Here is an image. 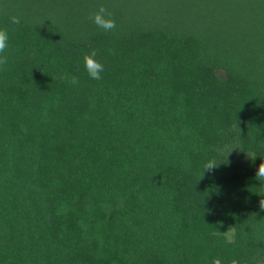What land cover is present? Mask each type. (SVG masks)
<instances>
[{"label":"trees","instance_id":"1","mask_svg":"<svg viewBox=\"0 0 264 264\" xmlns=\"http://www.w3.org/2000/svg\"><path fill=\"white\" fill-rule=\"evenodd\" d=\"M0 28V264H264V0H0Z\"/></svg>","mask_w":264,"mask_h":264},{"label":"clouds","instance_id":"2","mask_svg":"<svg viewBox=\"0 0 264 264\" xmlns=\"http://www.w3.org/2000/svg\"><path fill=\"white\" fill-rule=\"evenodd\" d=\"M89 19L91 22L97 26V28L103 30L104 32H110L116 28V22L112 17V13L103 5L100 4L97 9L90 13ZM11 24L19 25L21 19L18 15H12L10 17ZM9 49V32L7 28H0V66H6L8 63L7 51ZM97 53L95 50L90 53H86L83 57V63L85 71L88 76L93 80H101L103 78L102 74L104 72V65L99 60L96 59ZM63 79H68L67 76H63ZM70 83L73 85L79 84V79L76 76L70 78ZM231 151V150H230ZM246 153V152H245ZM250 161L255 160L256 155L246 153ZM223 161H217L215 159H210L203 165L204 173L211 172L216 169ZM227 163V162H226ZM201 176V177H202ZM256 179L258 181H264V159L261 160V163L256 169ZM260 207L264 208V201L261 200Z\"/></svg>","mask_w":264,"mask_h":264},{"label":"rangeland","instance_id":"3","mask_svg":"<svg viewBox=\"0 0 264 264\" xmlns=\"http://www.w3.org/2000/svg\"><path fill=\"white\" fill-rule=\"evenodd\" d=\"M257 162H258L259 164L261 163L260 160L257 161ZM259 164H257V165L255 164L256 167H258ZM231 233H232V230L230 229V230L228 231V235H230ZM229 237H230V236H229ZM216 264H220V263H216ZM231 264H236V263L234 262V263H231Z\"/></svg>","mask_w":264,"mask_h":264}]
</instances>
